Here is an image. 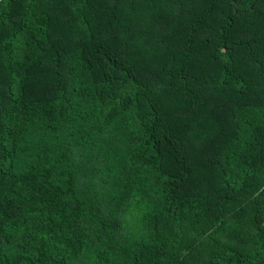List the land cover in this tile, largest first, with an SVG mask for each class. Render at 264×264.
Wrapping results in <instances>:
<instances>
[{
  "label": "trees",
  "instance_id": "trees-1",
  "mask_svg": "<svg viewBox=\"0 0 264 264\" xmlns=\"http://www.w3.org/2000/svg\"><path fill=\"white\" fill-rule=\"evenodd\" d=\"M0 264H264V0H0Z\"/></svg>",
  "mask_w": 264,
  "mask_h": 264
}]
</instances>
